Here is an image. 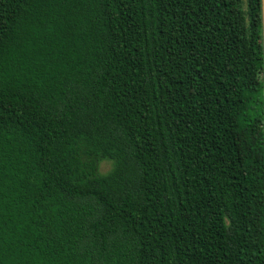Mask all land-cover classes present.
I'll use <instances>...</instances> for the list:
<instances>
[{
  "label": "trees",
  "instance_id": "obj_1",
  "mask_svg": "<svg viewBox=\"0 0 264 264\" xmlns=\"http://www.w3.org/2000/svg\"><path fill=\"white\" fill-rule=\"evenodd\" d=\"M0 264H264L261 0H0Z\"/></svg>",
  "mask_w": 264,
  "mask_h": 264
},
{
  "label": "water",
  "instance_id": "obj_2",
  "mask_svg": "<svg viewBox=\"0 0 264 264\" xmlns=\"http://www.w3.org/2000/svg\"><path fill=\"white\" fill-rule=\"evenodd\" d=\"M261 19H262V45H263V74H264V0H261Z\"/></svg>",
  "mask_w": 264,
  "mask_h": 264
},
{
  "label": "rangeland",
  "instance_id": "obj_3",
  "mask_svg": "<svg viewBox=\"0 0 264 264\" xmlns=\"http://www.w3.org/2000/svg\"><path fill=\"white\" fill-rule=\"evenodd\" d=\"M110 168H111V163L108 161H102L99 164V172L102 174L108 172L110 170Z\"/></svg>",
  "mask_w": 264,
  "mask_h": 264
}]
</instances>
